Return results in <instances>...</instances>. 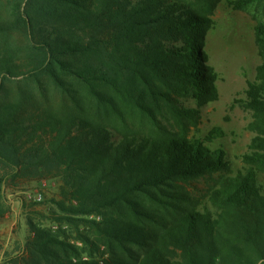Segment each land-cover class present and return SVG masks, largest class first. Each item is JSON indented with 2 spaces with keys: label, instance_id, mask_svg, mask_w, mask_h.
<instances>
[{
  "label": "trees",
  "instance_id": "obj_1",
  "mask_svg": "<svg viewBox=\"0 0 264 264\" xmlns=\"http://www.w3.org/2000/svg\"><path fill=\"white\" fill-rule=\"evenodd\" d=\"M226 1L244 11L264 0ZM219 2L0 0V222L11 212L3 192L7 179L62 177L65 199L77 206L59 207L104 216V223H90L91 229L112 249L125 248L149 233L128 217L127 223L118 222L122 212L119 220L106 210L121 208L133 196H153L170 182L227 170L225 151L210 147L223 137L222 130L189 138L186 123L219 99V77L205 50ZM255 43L263 64L246 91L245 108L253 116L249 130L255 134L244 156L249 167L224 180L212 197L215 213L207 207L186 211L177 222L160 225L161 234H150L154 245L143 258L131 263L112 250L104 264L264 261V182L259 180L264 176V21L256 26ZM77 93L87 95L88 102ZM59 97L62 108L71 107L70 114L54 110ZM184 100L194 101L197 109L181 105ZM123 107L157 126L161 116L170 115L185 128L164 135L123 132ZM132 211L142 224L143 218L151 219L143 205ZM72 221L78 225L82 219ZM27 222L32 237L24 256L11 264H100L74 263L79 249L62 240L64 233ZM81 239L93 244L88 237Z\"/></svg>",
  "mask_w": 264,
  "mask_h": 264
},
{
  "label": "rangeland",
  "instance_id": "obj_2",
  "mask_svg": "<svg viewBox=\"0 0 264 264\" xmlns=\"http://www.w3.org/2000/svg\"><path fill=\"white\" fill-rule=\"evenodd\" d=\"M213 28L207 33L205 50L209 55V64L218 74L217 88L219 99L199 109L195 120H186L188 123L189 138H205L213 129L219 128L223 137L210 145L212 149L222 148L226 153L227 170L215 175H206L189 181L170 182L167 186L154 192L153 196L140 194L130 198L132 202L123 203L121 208L108 209L104 213L119 219L122 212V222L130 221L140 227H145L143 233L148 236L139 238V244L127 243L125 248L119 246L109 247L103 242L96 230L91 229L90 223L102 224L105 217L102 215L82 216L69 211H63L59 203L64 207H76L75 201H67L63 190L67 189L62 177L42 179L39 181L23 182L7 179L3 186L11 206V212L0 224V264H11L13 259H21L24 256L26 241L31 236L28 219L42 228L50 229L56 234H62V240L79 249L80 255L73 258V262L95 260L108 261L112 257V250L122 259L134 263V258L145 256L149 246L154 245L150 240V234H161L160 225L177 222L186 211L197 210L204 212L205 207L215 213L216 208L212 204V197L217 191L222 190L224 180L238 177L249 166L244 161V156L249 152L255 134L249 130L253 121L250 111L245 108L246 91L248 82L255 80L257 70L263 64L255 43L256 26L264 21V1L257 2L244 11L233 10L226 0H220L212 16ZM16 42H21V37L16 34ZM25 78H20L23 81ZM78 90L72 89V93ZM82 101L89 100L87 95H76ZM188 108L197 109L192 100L180 102ZM61 97L53 103L56 111L64 114L72 112L71 107L63 106ZM70 105V104H69ZM61 107V108H60ZM91 116L99 120L92 105L88 104ZM122 131L128 133H146L154 135V131L161 135L180 133L184 125L179 124L172 116H161L158 126L142 118L138 112H132L126 107L122 108ZM121 123L119 120H111ZM185 121V120H184ZM260 182H264V176H260ZM41 197V201H39ZM139 205L145 206L151 213V219L143 218L140 223L133 209L139 211ZM127 215V216H125ZM71 217V221L62 219L54 220L52 217ZM125 216V217H123ZM82 219L76 225L72 219ZM121 220V219H119ZM105 226H112L105 223ZM85 236L93 244H86L81 237ZM114 243V242H113ZM254 264H264V261L256 260Z\"/></svg>",
  "mask_w": 264,
  "mask_h": 264
},
{
  "label": "crops",
  "instance_id": "obj_3",
  "mask_svg": "<svg viewBox=\"0 0 264 264\" xmlns=\"http://www.w3.org/2000/svg\"><path fill=\"white\" fill-rule=\"evenodd\" d=\"M6 218H7V217H6ZM6 218H5V219H6ZM0 226L2 227V224H0ZM31 236H32V234H31ZM25 252H26L25 249H23V252H22L21 254H23V253L25 254ZM14 259H15V258H14ZM14 259H13V260H14ZM17 259H18V257H17Z\"/></svg>",
  "mask_w": 264,
  "mask_h": 264
},
{
  "label": "built area",
  "instance_id": "obj_4",
  "mask_svg": "<svg viewBox=\"0 0 264 264\" xmlns=\"http://www.w3.org/2000/svg\"><path fill=\"white\" fill-rule=\"evenodd\" d=\"M38 200L41 201V197H39ZM99 263H100V264H104V261L102 260V261H100Z\"/></svg>",
  "mask_w": 264,
  "mask_h": 264
}]
</instances>
